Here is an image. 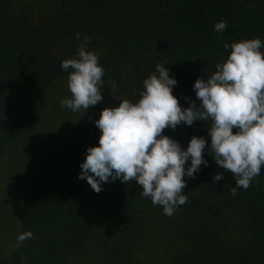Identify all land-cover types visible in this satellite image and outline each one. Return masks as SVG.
I'll list each match as a JSON object with an SVG mask.
<instances>
[{
    "label": "trees",
    "instance_id": "16d2710c",
    "mask_svg": "<svg viewBox=\"0 0 264 264\" xmlns=\"http://www.w3.org/2000/svg\"><path fill=\"white\" fill-rule=\"evenodd\" d=\"M220 20L228 27L216 32ZM85 37L104 69L107 107L137 102L158 63L177 81L172 93L181 107L199 105L193 84L227 58L225 42L264 43V0H0V167L9 149L17 154L31 141L43 112L30 108L31 99L68 77L61 62L77 56ZM208 128L197 120L163 132L182 149L193 135L206 141L207 165L185 175L188 200L170 217L135 180L110 178L97 193L78 178L87 148L98 144L95 121L52 152L25 159L18 223L32 237L0 264H140L151 243L167 264H264V167L233 196V175L208 153ZM217 172L223 178L213 183Z\"/></svg>",
    "mask_w": 264,
    "mask_h": 264
},
{
    "label": "clouds",
    "instance_id": "9594fccd",
    "mask_svg": "<svg viewBox=\"0 0 264 264\" xmlns=\"http://www.w3.org/2000/svg\"><path fill=\"white\" fill-rule=\"evenodd\" d=\"M227 27L224 20L214 24L216 32ZM89 42L85 37L77 56L60 65L71 69L67 77L71 98L64 99L62 106L81 114L103 99L104 69L97 54L87 50ZM223 47L231 48L227 58L216 64V71L207 80L200 77L193 84L199 105L189 101L187 107H181L172 93L177 81L158 63V75L153 73L143 80L137 102L122 99L117 106L104 107L95 120L100 130L98 144L87 148L78 178L87 180L97 193L102 190L101 182L110 178L125 183L135 180L142 188L141 195L162 206L170 217L188 200L183 193L185 175L194 178L200 166L207 165L203 155L206 141L193 135L182 149L163 132L166 128L175 130L181 122L191 126L203 120L209 122V155L235 180L231 194L248 189L264 167V43L252 38L225 42ZM222 178L221 172L215 173L213 183ZM31 237L30 231L20 233L16 246Z\"/></svg>",
    "mask_w": 264,
    "mask_h": 264
},
{
    "label": "rangeland",
    "instance_id": "374dc122",
    "mask_svg": "<svg viewBox=\"0 0 264 264\" xmlns=\"http://www.w3.org/2000/svg\"><path fill=\"white\" fill-rule=\"evenodd\" d=\"M52 87L40 99L38 97L30 101V108L39 107L43 110L34 117L36 126L31 141L27 140L19 147L21 150L18 149L17 154L9 149L0 167V256L9 254L16 247L17 236L20 234L19 195L24 191L25 174L22 165H25V159L37 153H50L59 145L77 138L97 119L101 110L108 106L105 84L101 85L103 99L82 114L62 106L64 99L71 98L67 77L60 78ZM149 245L150 249L146 250L147 247L144 246L145 251H141L139 255L140 264H167L165 254L152 243Z\"/></svg>",
    "mask_w": 264,
    "mask_h": 264
}]
</instances>
